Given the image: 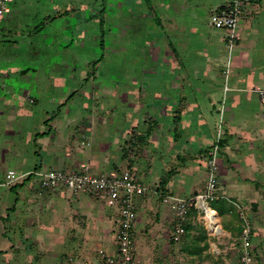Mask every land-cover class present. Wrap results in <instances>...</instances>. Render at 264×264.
Listing matches in <instances>:
<instances>
[{"label":"crops","instance_id":"crops-1","mask_svg":"<svg viewBox=\"0 0 264 264\" xmlns=\"http://www.w3.org/2000/svg\"><path fill=\"white\" fill-rule=\"evenodd\" d=\"M99 2L110 44L105 62L96 52ZM224 2L9 3L0 23V264H19L18 246L56 243V232L75 244L81 216L105 202L66 189L41 191L35 178L9 185L8 170L73 171L83 163L93 173L135 168L151 188L136 199L137 214L142 202L145 211L147 206L161 217L151 222L143 241L170 231L167 212L173 210L162 198L190 197L205 188L201 182L207 181V154L223 102V197L208 214H217V231L231 237V249H237L242 224L231 226L226 218L235 212L240 220L245 211L253 228L261 226L264 246V137L259 139L264 102L252 91L264 87V0H253L239 24L228 80L220 74L228 57L226 35L210 24ZM250 203L259 211L248 210ZM88 220L85 230L94 232L95 220ZM211 224L209 219V233ZM185 247L191 252L186 258L193 260L194 250Z\"/></svg>","mask_w":264,"mask_h":264},{"label":"built area","instance_id":"built-area-1","mask_svg":"<svg viewBox=\"0 0 264 264\" xmlns=\"http://www.w3.org/2000/svg\"><path fill=\"white\" fill-rule=\"evenodd\" d=\"M12 0H0V23L10 12L9 3ZM253 0H225L224 4L213 11L210 24L218 30L226 32L228 46L233 49L240 39L238 25L240 19L251 13ZM231 63H229V66ZM229 70L226 71V75ZM227 89V88H226ZM264 102V87L255 85L252 89ZM221 126L216 132L215 143L207 157V183L205 188L190 197L166 196L163 202L170 205L175 215L174 239L179 241L185 233L184 224L192 207L208 214L211 203L223 196L219 190V172L221 156V142L223 133ZM31 178H35L41 191L66 189L74 194H87L102 197L105 203L116 209L117 232L114 235L116 250L102 254L105 264H136V235L137 219L136 199L147 196L151 188L144 184L130 169L106 173H93L88 164H81L78 170L65 171L59 169H35L30 172L19 173L8 170L7 184L17 185ZM243 220L240 243L238 246L240 264H256L252 247L251 222L241 212Z\"/></svg>","mask_w":264,"mask_h":264},{"label":"rangeland","instance_id":"rangeland-1","mask_svg":"<svg viewBox=\"0 0 264 264\" xmlns=\"http://www.w3.org/2000/svg\"><path fill=\"white\" fill-rule=\"evenodd\" d=\"M97 10H98L97 14L99 13L98 27H97L99 31V39H98V46L96 48V52L98 56L97 58L100 61L103 60L105 62L104 59L105 49L110 47V44L106 41L108 38L106 37L107 31L104 29L105 24L100 21V18L102 16L100 2ZM257 14L258 13H256L255 15ZM242 19L243 18L240 19L239 22L240 25L242 23ZM101 26H103V28ZM213 30L214 32L217 31V33L220 32L221 34L226 35V32L223 30L221 31L218 29H213ZM226 42H227L226 48L228 49V57L223 62V65L220 70V74L222 79L225 78L226 80H228L230 71L232 70L231 68L232 62L230 61L229 58L231 57L232 50L234 48L231 49L228 46L227 37H226ZM230 62L231 65L229 66ZM227 70H229L228 75H226ZM225 90L228 91L227 86H225ZM224 105L225 102H223L222 105H220L219 120L216 123V130H218V128L221 126L220 131L223 133V137L225 135L224 125L226 123ZM263 137L264 134H261L259 139L262 140ZM221 152H222V148H221ZM220 162H221V156L219 157V163ZM132 169L133 171H136L135 168ZM203 170L205 171L204 168H202V172ZM206 171H207V165H206ZM0 177L1 180L4 179V176H0ZM203 179L201 182V185L202 184L203 185L200 187V189L204 188L205 182L207 183V181ZM3 189L4 188H0V190ZM89 196H92L97 200L100 199L94 195H89ZM100 202H97L96 203L97 205H92L90 207L88 206L89 208H91V212H92L91 214L89 215L86 214L81 216L83 219V221H81L82 229L78 234L79 238L75 242V244H73L74 242L72 240L63 241L64 234L61 232L59 233L56 232L55 233L56 238H58V241L59 239L61 240L59 242L57 241L56 243H52L49 246L41 247L38 246L36 242H34L33 245L28 247L18 246L15 249L16 256H14L16 257L17 262L19 264H105V260L102 257V254H108L116 250V245L114 243V235L117 232L116 218L118 211L116 209L114 210L108 208L107 207L108 205L105 202L104 203L103 202L100 203ZM218 204H219L218 202L215 203L212 202L211 206L214 208H218ZM252 204L253 203H250L248 204V206ZM144 208L145 207L142 206V202H140L138 205V214L135 224L136 248H137L136 264H240L238 248L236 249L234 247L233 249H231V245H230L231 237L226 236V234L220 230L215 232L212 231L209 233V231L207 230V228H209V219L206 217V214L204 212L195 213L192 210L189 216L190 222H192L193 225L196 227V229L192 230L191 233L194 235L193 238L199 240V243L201 244L200 246L202 247L204 246V244L208 243V247L206 249L204 248L201 253L200 252L195 253L194 251L193 254H195L196 257L193 260L186 258V256L191 252L187 253V248L185 247V245H188L190 248L191 244H193L192 240L187 241L186 236H184L182 240L178 243L173 241L174 232H175V215L174 212L172 213L170 210L167 213L169 217L168 222L169 223L172 222L171 230L167 231L165 234L161 233L159 237L156 238L157 240L153 241L149 238H146V241L144 242L142 239L143 237L142 235L148 233V228L151 222H158L161 220L160 215L155 214L156 210L155 212L150 211L149 208L146 206L147 211H145ZM236 208L233 207V210H236ZM253 208L254 206H249L248 210L252 211ZM167 209L168 208L166 207V210ZM254 209H256V211H259L257 210L256 207ZM147 212L148 215L145 216ZM234 213L235 212L227 216L226 218L227 224L231 226L233 225L238 226L243 224V220L241 219V213L239 214L241 222L239 220V216H236ZM243 213L245 217L249 220L246 212L244 211ZM262 214L264 213H261V215ZM88 217L91 218L92 221L95 220L93 222H95V225L97 227H95L94 232H89L87 229L85 230V228L87 227L86 221L89 222ZM257 225L258 224L255 225L257 228L256 227L253 228V225L251 223L253 235H255V237H253L252 235V241L258 244L257 248L254 247V256L256 259V264H264V246H262L261 240L259 238L260 237L259 233H261L259 229L261 228V226L260 225L257 226ZM204 229H206L208 236L203 239L201 238V235ZM194 231L196 233H194ZM65 238H69V237L65 235ZM190 255L191 254H189L188 256Z\"/></svg>","mask_w":264,"mask_h":264},{"label":"trees","instance_id":"trees-1","mask_svg":"<svg viewBox=\"0 0 264 264\" xmlns=\"http://www.w3.org/2000/svg\"><path fill=\"white\" fill-rule=\"evenodd\" d=\"M103 11H104V10H103ZM215 138H216V135H215ZM215 138H214V142H213V144L215 143ZM213 144H212L210 150L213 148ZM221 145H223V142H221ZM208 153H209V152H208ZM214 202H215V201H214ZM192 210H193L195 213L199 212V210H198L196 207H192V208L190 209V211H189V213H188V219H187V222L184 224L185 233L183 234V236L180 238L179 241H177V240H175V239L173 238V241H174V242H176V243L180 242L184 236H186V239H187V238H190V236H191V231L195 228V226L193 225V223L190 222V217H189L190 214H191V212H192ZM250 222H251V221H250ZM240 228H241V229H240ZM240 228H238V229L240 230L239 233L241 234V231H242V225H241ZM252 235H253V230H252L251 236H252ZM207 236H208V235H207V231H206V229H204L203 232H202L201 238L204 239V238H206ZM199 238H200V236H199ZM199 238H198V239H199ZM190 240L193 241V245H192L191 249L194 250L195 253H196V252H200V253H201V252L203 251L204 248L206 249V248L208 247V243L204 244L203 247L200 246L201 244L199 243V240H197L196 238L191 237ZM240 241H241V239H240V237H239V243H240ZM239 243H238V245H239ZM252 247H253V252H254V246H253V244H252ZM255 263H256V259H255Z\"/></svg>","mask_w":264,"mask_h":264},{"label":"bare ground","instance_id":"bare-ground-1","mask_svg":"<svg viewBox=\"0 0 264 264\" xmlns=\"http://www.w3.org/2000/svg\"><path fill=\"white\" fill-rule=\"evenodd\" d=\"M210 214H207L209 219H211V226L214 231L218 230L217 214L214 211H209Z\"/></svg>","mask_w":264,"mask_h":264}]
</instances>
